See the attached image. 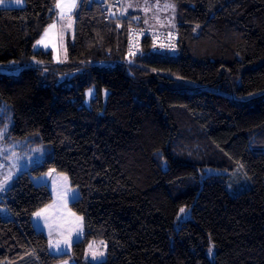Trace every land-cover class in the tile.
I'll return each instance as SVG.
<instances>
[{
  "label": "trees",
  "instance_id": "16d2710c",
  "mask_svg": "<svg viewBox=\"0 0 264 264\" xmlns=\"http://www.w3.org/2000/svg\"><path fill=\"white\" fill-rule=\"evenodd\" d=\"M24 1L0 8V68L18 67L0 72V110L12 113L10 137L45 159L0 197V264L65 257L32 223L53 200L34 177L51 169L80 193L70 204L84 220L78 260L103 240L106 264H264V0H172L176 55L145 38L132 52L139 21L106 22L99 2L81 0L60 64L34 50L57 0ZM238 167L251 183L238 194L229 175L205 176ZM181 209L190 216L176 227Z\"/></svg>",
  "mask_w": 264,
  "mask_h": 264
},
{
  "label": "rangeland",
  "instance_id": "374dc122",
  "mask_svg": "<svg viewBox=\"0 0 264 264\" xmlns=\"http://www.w3.org/2000/svg\"><path fill=\"white\" fill-rule=\"evenodd\" d=\"M67 1L68 0H60L59 3L62 4ZM120 3L122 7L121 12L123 11L125 16L133 14L134 19L138 20L140 24L152 26L151 28L153 29L147 28L148 30H161L167 33L175 31L177 26V5L172 0H120ZM24 5V0H0V8H22ZM166 5H172L173 7H166ZM71 22V28L65 29V27L62 30L63 35L67 34L69 36L65 35L61 37L60 43L63 46H61L60 52L56 50L52 28L47 31L48 35L44 36L43 40L41 39V43L34 44V50H40L39 47L53 48L56 50L53 52L54 64L66 62V38H72L74 33L73 21ZM45 44L47 46H42ZM59 56L61 59L60 62ZM0 72L16 74L18 73V67L11 65L6 68H0ZM95 96L96 89L94 87L88 89L84 105L89 107ZM104 96L106 99V91L104 92ZM4 106L7 108L6 105ZM0 119L2 120L0 122V133H3V135H0V183H3L4 180L8 178L6 187L8 188L21 173L29 171L32 167L43 163L45 159V149L40 146L29 145L27 140L10 137L9 131L13 117L9 109L5 110L1 108ZM220 175H229L227 183L228 190L233 194H238L251 186L250 181L246 179L247 177L240 167L236 168L232 173L214 168H207L205 171V176ZM34 179L38 183L47 185L53 195L51 203L35 212L32 216V223L34 226L42 231L47 238L48 252L54 256H65L53 264L99 263L98 261L92 260L89 249L90 244L93 245L94 249L105 253L103 258L105 261L107 258V243L103 240H93L88 243L80 260L74 255L73 245L81 240L84 235V220L81 215L77 214L70 207V204L79 197L80 193L77 187L71 185L68 175L51 169L38 177H34ZM2 194L3 192H0V197ZM37 213H41V215L37 216ZM189 216L190 211L184 210L181 212L175 223L176 227ZM69 233L71 234L70 246L62 245V251H57L54 247L50 246V241L54 242L57 239H62L68 236ZM209 249L212 250L211 253H209ZM209 249L207 254L210 260L213 261V247L211 246Z\"/></svg>",
  "mask_w": 264,
  "mask_h": 264
},
{
  "label": "built area",
  "instance_id": "2783aa9c",
  "mask_svg": "<svg viewBox=\"0 0 264 264\" xmlns=\"http://www.w3.org/2000/svg\"><path fill=\"white\" fill-rule=\"evenodd\" d=\"M100 10L106 22L121 19L123 16L120 0H104L100 3ZM144 38L149 40L156 54L176 55L178 53L176 32L152 31L138 26L128 28V47L132 52L139 50Z\"/></svg>",
  "mask_w": 264,
  "mask_h": 264
},
{
  "label": "crops",
  "instance_id": "0c3cea01",
  "mask_svg": "<svg viewBox=\"0 0 264 264\" xmlns=\"http://www.w3.org/2000/svg\"><path fill=\"white\" fill-rule=\"evenodd\" d=\"M80 1L81 0H71V1H67L65 3H62L61 5H70V4H75V7L69 9L68 7H62V8H57L55 6V13H56V18L55 20L45 28V30L43 31L42 35L39 37V39L36 41L35 44H39L37 43L38 41H41V39L45 36V32L49 31L50 28H52V35L54 36L55 38V45H56V50L58 52H60V48L61 46H63L60 42H61V37L62 36H69L67 34L63 35V32L62 30L65 28V29H69L71 28V24L72 23L71 21H73V26H74V20H75V14L78 10V7L80 5ZM60 0H57V3H59ZM56 3V5H57ZM122 8V7H121ZM122 10V9H121ZM123 12V11H122ZM123 16L125 17V14L123 12ZM128 16H132L133 17V14H129ZM134 18V17H133ZM142 26H144V28H151L152 26L151 25H143L141 24ZM153 29V28H151ZM70 31V30H69ZM48 33V32H47ZM66 38V37H65ZM69 37L66 38V41ZM43 44V43H42ZM42 46H47L46 44L45 45H42ZM40 50H43V51H50L52 54L53 52H55L56 50L53 49V48H50V47H39ZM55 48V47H54ZM63 48V47H62ZM60 56H59V62H60Z\"/></svg>",
  "mask_w": 264,
  "mask_h": 264
},
{
  "label": "snow or ice",
  "instance_id": "6c2138e0",
  "mask_svg": "<svg viewBox=\"0 0 264 264\" xmlns=\"http://www.w3.org/2000/svg\"><path fill=\"white\" fill-rule=\"evenodd\" d=\"M57 8H62V7H68L69 9L75 7V4H70V5H61L60 3H57L56 5ZM166 7H173L172 5H166ZM48 33L45 32V36H47ZM43 40V38H42ZM42 41H38L37 43H41ZM0 135H3V133H0ZM7 184H8V178H6L4 180L3 183H0V192H4L6 191V187H7ZM184 209H181V212H183ZM37 216H40L41 213H37L36 214ZM79 219V218H78ZM50 235H51V232H50ZM79 235V234H77ZM70 240H71V234L69 233L68 236L66 237H63L62 239H57L55 240L54 242H51L50 241V246L54 247L57 251H62V245L63 246H70ZM103 243V242H101ZM89 249H90V253H91V257H92V260H95V261H98L99 264H106V261H104V255L105 253L103 251H98L97 249H94L93 248V245H89ZM211 249H209V253H211Z\"/></svg>",
  "mask_w": 264,
  "mask_h": 264
},
{
  "label": "water",
  "instance_id": "95a60500",
  "mask_svg": "<svg viewBox=\"0 0 264 264\" xmlns=\"http://www.w3.org/2000/svg\"><path fill=\"white\" fill-rule=\"evenodd\" d=\"M97 2H99V3H102V2H104V0H96Z\"/></svg>",
  "mask_w": 264,
  "mask_h": 264
},
{
  "label": "bare ground",
  "instance_id": "6f19581e",
  "mask_svg": "<svg viewBox=\"0 0 264 264\" xmlns=\"http://www.w3.org/2000/svg\"><path fill=\"white\" fill-rule=\"evenodd\" d=\"M141 27H142V26H141ZM143 27H144V26H143ZM143 27H142V28H143ZM146 29H147V28H146ZM150 29H151V28H150ZM147 30H148V29H147ZM153 31H154V30H153ZM160 31H161V30H160ZM170 33H171V32H170Z\"/></svg>",
  "mask_w": 264,
  "mask_h": 264
}]
</instances>
